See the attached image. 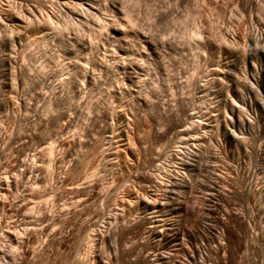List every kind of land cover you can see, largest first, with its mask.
Instances as JSON below:
<instances>
[{"label": "rangeland", "instance_id": "1", "mask_svg": "<svg viewBox=\"0 0 264 264\" xmlns=\"http://www.w3.org/2000/svg\"><path fill=\"white\" fill-rule=\"evenodd\" d=\"M111 1L0 0V264H264V0Z\"/></svg>", "mask_w": 264, "mask_h": 264}, {"label": "bare ground", "instance_id": "2", "mask_svg": "<svg viewBox=\"0 0 264 264\" xmlns=\"http://www.w3.org/2000/svg\"><path fill=\"white\" fill-rule=\"evenodd\" d=\"M51 1V0H50ZM54 3H58V4H60L61 6H60V8L58 9L61 13H62V15L63 14H65V16L67 15V17H69L66 21H64L65 23H66V26L67 25H70L72 28L74 27V23H75V21H77V22H79V23H81V24H83V23H85V22H87V17L88 16H90V17H92V18H94L98 23H99V26H98V28H105L106 29V31H107V33H106V35H109L110 36V38L111 39H113V40H115V41H118V40H121V39H123V38H125L126 36H128L129 34H128V32H127V30L125 29V28H123L120 24H121V22H118V20H115V18H116V15H115V18H113L114 17V15L112 14H109V13H115L116 11H117V13H118V10L120 9H118L117 7L118 6H115L114 4H113V1H111V0H52ZM251 3L252 2H255L254 4H256V2L258 1V0H249ZM115 2V1H114ZM258 4V3H257ZM247 5V4H246ZM58 11V12H59ZM100 11H102V12H100ZM120 11V10H119ZM59 12V13H60ZM99 12V13H98ZM107 12V13H106ZM109 12V13H108ZM121 12V11H120ZM124 12V11H123ZM97 14H100V18L97 16ZM121 14V13H120ZM60 15V14H59ZM57 18V17H56ZM91 18V19H92ZM58 19V18H57ZM72 19H74V21L72 22ZM102 19V20H101ZM117 19V18H116ZM128 19H130V17H128ZM55 21V20H54ZM58 21V20H57ZM59 22V21H58ZM58 22L57 23H55L54 22V25H52V24H50L49 26H50V28L51 29H53L54 31H58V30H60V24L58 25ZM53 23V22H52ZM256 26H257V23H256ZM258 27V26H257ZM253 28V27H252ZM259 28V27H258ZM96 30H98V29H96ZM261 31V30H260ZM260 31H255L254 33H253V36H252V38L250 37V40H255V42H257L258 40L260 41V39H264V33L263 32H260ZM43 33H46V32H43ZM101 34H102V32H99V37L101 36ZM252 35V34H251ZM107 39V38H106ZM43 40V39H42ZM108 40V39H107ZM44 41H46V37H44ZM142 42H144V40L142 39L141 40ZM124 43V42H123ZM122 43V44H123ZM121 44V45H122ZM124 45V44H123ZM126 45V44H125ZM129 45V44H128ZM119 46V45H118ZM130 46V45H129ZM132 46V45H131ZM256 46V48H258V50H260V52L262 53V55L264 54V46L262 47V46H259L258 47V45H255ZM124 47V46H123ZM115 49V48H114ZM120 50V49H119ZM114 51V50H113ZM116 51V50H115ZM114 51V53H116ZM128 51V50H127ZM110 52V51H109ZM108 52V53H109ZM118 52V51H117ZM129 52V51H128ZM131 52V51H130ZM108 53H107V55H108ZM138 53V52H137ZM117 54V53H116ZM115 54V55H116ZM133 54H134V52H133ZM114 55V56H115ZM118 55V54H117ZM120 56V55H119ZM118 58H120V57H118ZM123 58V57H122ZM125 58V57H124ZM128 58V57H127ZM131 58V57H130ZM111 59L113 60V57H111ZM105 60H106V57H105ZM115 62V63H114ZM112 63H114L113 65H115V67L118 69V68H120V69H123V70H126L127 71V69L128 68H133V67H131V66H129L130 65V63L128 64V63H126V62H124V61H118L117 59L115 60H113V62ZM80 64V63H79ZM108 65V64H107ZM110 66V65H109ZM80 68H81V66H80ZM133 69H135V68H133ZM132 69V70H133ZM82 74H81V77H83L84 78V81L85 80H87V78L88 79H91V80H95L94 79V75L92 74V72H91V70H89L87 67H83L82 68ZM117 71V70H116ZM122 71V70H121ZM130 71V70H129ZM119 72V71H118ZM125 72V71H124ZM116 73V72H115ZM119 74V73H118ZM109 75V74H108ZM128 75V74H127ZM254 77V76H253ZM109 78V77H108ZM128 79V78H127ZM83 82V81H82ZM119 82V81H118ZM92 83V82H91ZM16 84V83H15ZM82 84V83H81ZM120 84V83H119ZM122 84V83H121ZM120 84V85H121ZM123 84H124V82H123ZM85 85V84H84ZM119 85V86H120ZM129 85V84H128ZM83 86V85H82ZM119 86H117V87H119ZM125 86V85H124ZM127 86V85H126ZM134 86V85H133ZM17 87V86H16ZM15 87V88H16ZM85 87V86H84ZM123 87V86H122ZM127 88V87H126ZM130 88H131V86H130ZM132 90V89H131ZM134 90V89H133ZM120 91V90H119ZM137 91V90H136ZM128 92V91H127ZM123 93H124V91H123ZM132 93V92H131ZM132 95V94H131ZM133 95H134V93H133ZM132 95V96H133ZM127 99V98H126ZM196 131V130H195ZM230 131V130H229ZM232 132H233V130H232ZM190 151V150H189ZM48 152H50V151H48ZM184 153V154H183ZM183 153H181V156L183 157L182 159H181V161H182V164L183 165H185L184 163H186V159H184L186 156L185 155H189V152L188 151H184ZM263 153V152H262ZM156 154H158V153H156ZM160 154V153H159ZM176 154V153H175ZM157 157V156H156ZM155 157V158H156ZM50 160V159H49ZM175 170V174L174 175H176V176H178V178H179V176L182 178V179H180L181 181H182V183H183V179H185L186 177H185V172L183 173V172H181V171H178L177 169H174ZM172 171V170H171ZM263 179V178H262ZM154 183H156L157 182V179L156 178H154L153 180H152ZM170 181V180H169ZM186 181V180H185ZM177 182V181H176ZM179 182V181H178ZM177 182V183H178ZM263 182V181H262ZM181 183V184H182ZM185 184V183H184ZM171 186V185H170ZM184 186V185H183ZM167 189H169L170 190V188H167ZM218 192V191H217ZM248 193V192H247ZM246 194V193H245ZM249 195V194H248ZM142 203V202H141ZM143 206L144 207H146L147 206V204L144 202L143 203ZM143 207V208H144ZM156 208V212L157 213H159V212H162L163 211V203L161 202L160 203V201H159V203L157 204V206L155 207ZM241 213V212H240ZM233 216L236 218L235 220H237L238 221V223L239 224H241V225H245V223H247L246 221H244V219H243V217H244V215H243V217H242V215H238V214H234L233 213ZM233 216H232V218H233ZM153 218V220H152V222L154 223L153 224V227H151V228H149L148 229V232L151 234V235H154V237H156V238H158V240L161 242V243H163L164 244V242H165V244H171L172 242H173V235L171 236V235H169L170 233H171V230H169L168 228H164L163 226H161V228H159V226H156L155 224H158L159 225V220L158 219H156L157 217H152ZM247 218V217H246ZM249 220V219H248ZM217 221V220H216ZM216 223H220V220H218V222H216ZM249 223V222H248ZM236 225V224H235ZM248 225V224H247ZM240 226V225H239ZM221 227L223 228L222 230L223 231H225V234H229V233H231V228L229 227V225H227L226 223L224 224V222L221 224ZM241 227V226H240ZM180 228V227H179ZM179 228H178V230H179ZM250 228V227H249ZM248 228V229H249ZM254 228V227H253ZM177 229V228H176ZM236 229V228H235ZM247 230V229H246ZM175 230H173V232H174ZM222 231V232H223ZM234 231V230H233ZM241 231V230H240ZM177 232L178 231H176V234H177ZM246 232V231H245ZM252 232V231H251ZM261 232V231H260ZM185 233H186V235L188 234L186 231H185ZM215 233H216V231H215ZM222 234V233H221ZM253 234H254V232H253ZM258 234V233H257ZM189 235H190V233H189ZM193 235V234H192ZM223 235V234H222ZM221 235V236H222ZM172 238H171V237ZM194 236V235H193ZM220 236V235H219ZM224 236V235H223ZM223 236H222V238H223ZM174 237H176V236H174ZM210 237V236H209ZM212 237V239H214V240H216V236H214V235H212L211 236ZM225 237V236H224ZM231 237V236H230ZM177 238V237H176ZM190 238H192V236L190 237ZM221 238V239H222ZM182 239V238H181ZM210 239V238H209ZM155 240V239H154ZM193 240V239H192ZM218 241V240H217ZM220 241V240H219ZM156 242V241H155ZM222 242V241H221ZM230 242V241H229ZM175 243L176 242H174V245H175ZM156 244H158V243H156ZM162 244V245H163ZM219 244V243H218ZM221 244H223V243H221ZM173 245V244H172ZM172 245H171V247H172ZM159 246H160V244L158 245V247L157 248H159ZM234 246V245H233ZM76 248V247H75ZM156 248V249H157ZM173 248V247H172ZM222 249V246L221 245H219L218 247H217V250H219V249ZM162 249H163V247H162ZM167 249H170V248H167ZM78 250H80V249H78ZM216 250V251H217ZM215 251V252H216ZM77 252V251H76ZM175 253V252H174ZM78 254H80V253H78ZM78 254H76V256L78 255ZM171 253L170 252H164V251H162V250H155V253H154V257H155V260H156V262H158L159 264H164L165 262H167V260H169L170 258H172L171 257V255H170ZM148 256V255H147ZM176 256V255H175ZM75 257V256H74ZM150 258V257H149ZM72 260V259H71ZM76 260H78V258H76ZM79 260H81V259H79ZM150 260V259H149ZM74 261V260H73ZM173 261H175V259L173 260ZM141 262H147V257L146 256H144V257H141ZM169 262V261H168ZM79 263V262H78ZM172 263V262H171ZM176 262H174V264H175ZM178 264V263H177Z\"/></svg>", "mask_w": 264, "mask_h": 264}]
</instances>
